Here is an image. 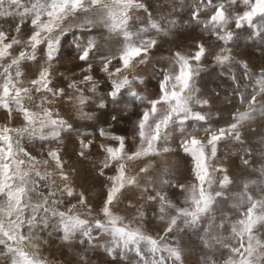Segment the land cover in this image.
Returning a JSON list of instances; mask_svg holds the SVG:
<instances>
[{
	"label": "snow or ice",
	"instance_id": "obj_1",
	"mask_svg": "<svg viewBox=\"0 0 264 264\" xmlns=\"http://www.w3.org/2000/svg\"><path fill=\"white\" fill-rule=\"evenodd\" d=\"M165 5L170 10H153L147 0H0V110L7 120L0 126V264H64L42 254L44 233L68 245L79 237L81 247L103 250L125 264H185V255L197 250L184 247L185 237L199 242V264H264V136L254 146L241 132L257 117L264 120V67L253 72L230 47L257 38L264 45V0ZM245 26L247 36L240 31ZM197 27L216 42L209 46L197 38L185 48L177 38ZM97 29L108 35H94ZM68 36L79 71L65 75L56 64ZM163 43L168 67L153 59ZM213 49L212 64L227 69L235 84L228 102L240 105L220 126L222 113L216 110V119L210 118L213 101L199 83ZM27 64L35 66L31 78ZM142 66H150L151 74ZM153 77L150 97L140 86L147 88ZM65 103L85 123L65 119L58 110ZM122 105L125 115L137 117L131 137L116 130ZM107 111L115 114L104 119ZM17 116L21 124L11 126ZM72 133L78 160L97 150V175L105 178L100 194L74 185L77 169L61 147ZM36 143L40 151L33 154L28 145ZM222 143L240 145V165L258 177L230 176L228 165L218 162ZM171 144L189 158L186 183L183 174L177 179L156 162L176 151ZM130 163L136 164L134 172ZM154 169L158 188L152 184ZM237 183L240 190L232 191ZM176 189L186 195L174 199L170 193ZM132 190H139L143 203L137 207L129 200L136 214L127 218L119 206ZM148 205L156 206L153 218L163 225L155 235L145 228ZM79 264H88L86 255H79Z\"/></svg>",
	"mask_w": 264,
	"mask_h": 264
},
{
	"label": "rangeland",
	"instance_id": "obj_2",
	"mask_svg": "<svg viewBox=\"0 0 264 264\" xmlns=\"http://www.w3.org/2000/svg\"><path fill=\"white\" fill-rule=\"evenodd\" d=\"M147 2L152 6L153 10H156L157 6H164L163 10L168 11L170 7L165 5V0H147ZM139 14V13H138ZM183 19H188V13H182ZM3 21H0L2 23ZM12 23V21H9ZM14 27V24H13ZM231 29L235 28L234 23L230 25ZM178 32H183L184 29L180 28L177 30ZM243 36H247L249 34V29L245 26L244 29L240 30ZM103 34L107 36V32L102 29H97L94 35ZM200 38L206 45H213L215 41V37L205 36L200 29L197 27L196 31L191 33L190 35L186 34L184 36H179L177 39L181 41L185 48H190L195 39ZM72 41V36H68L64 43L63 56L62 59L56 64V69L58 72H64L65 75L69 74V69L71 72H78L79 69L73 67L77 63L76 54L69 47L70 42ZM233 50V55L237 58V60L247 61L249 67L253 70V72H257L261 67H264V54L261 53L260 48L264 47V45L260 44L259 38L255 40H245L241 39L237 45H230ZM216 49H213L211 53H209L208 60L206 62V70L202 73L200 79V87L204 93V96L212 99V115L211 119L215 120V112L216 110H220L222 113V119L219 120L217 126H220L225 123L226 120H230L231 113L237 108L240 107L239 102L233 100L231 104H229V97L232 90L235 88V84L228 77V70L221 69L219 66H215L212 64V55L215 54ZM169 56L168 51V43H163L161 50L154 52L153 59L159 61V64L168 67L169 61L166 57ZM149 74H151L150 66H142ZM24 71L26 72V78H31L35 72V66L32 64H27L24 66ZM242 70L237 66V75L241 74ZM98 79H101L98 75ZM243 82V79L241 77ZM147 88L143 85L140 86V90L143 94L148 96H153L154 91L156 89V80L155 78H149L147 80ZM103 92L104 89L102 88ZM29 103L30 107L34 108V105L31 102ZM72 105L64 104L62 107L58 104V110L60 114L64 116L65 119H68L70 123H76L77 125L85 123L84 121H79L76 118L74 112L71 111ZM35 110V109H34ZM134 112L139 111V108L133 110ZM115 114L111 111L105 112L104 119H110L111 115ZM121 117V121L116 124V130L120 134H125L131 137L132 131L134 128L135 121L137 117L135 115H125L123 111V105L121 106V112L119 113ZM6 114L4 111L0 110V126H3L6 123ZM22 122L21 118L17 116V118L11 122V126H18ZM81 131H92L91 129H81ZM241 132L244 136V139L254 146H258L256 144L259 137L264 136V120L257 117L254 121H251L243 126ZM175 137L178 138L179 133L174 134ZM91 139V136L89 137ZM131 144V140H129ZM56 146V145H53ZM172 148L176 149L173 153L165 154L163 157H156V162L160 166L168 167L173 173L176 174L177 179H181V174L185 177V179H181V183L187 182L188 170L190 168V161L187 156L184 155L182 151H180L178 144H171ZM247 146V144L245 145ZM40 144L36 143L35 145L29 144L28 148L33 152V154H38L40 151ZM62 148L67 149V153L64 155V159L68 161L69 166H74L77 169V172L73 174V182L74 185L78 186V190L83 188H87L88 191L92 194H100L105 183L104 177H99L97 175L98 168L94 164V161L97 157V150L95 148L92 149L93 155L89 156L87 160H78L75 154L73 153V148H78V142L76 140V134L72 133L70 136H65L64 144L61 145ZM235 155H225L226 153H233ZM220 153V161L224 162L229 167V175L238 178V175L241 174L240 178H251L250 175H254V178L258 177V173H252L250 170L244 169L240 165L239 157L242 155L240 152V145L232 144V143H222L219 147ZM102 158V156L100 157ZM235 162V163H234ZM143 166V165H141ZM129 168L132 172L136 170V164L130 163ZM243 173V174H242ZM111 174V173H108ZM152 175V184L153 187L158 188V169H154L151 172ZM239 183L237 186L232 189V191H239ZM170 195L176 200L182 199L186 193L176 189L173 190ZM131 200L134 203H137V207H139L140 203L143 201L140 200V192L139 190H132L130 193L126 194V197L123 199V202L119 206L120 214L126 216L127 218H131V216L136 214V209L128 208V202ZM74 202V201H72ZM227 203L225 202V211L231 212L232 210L227 207ZM155 205L147 206V220L148 223L145 225L146 230L155 235L158 232H162L163 225L161 222L157 221L153 218V211L155 209ZM238 216V214H237ZM207 223V221H205ZM158 224V225H157ZM51 231V230H49ZM224 235L228 234V230L225 229ZM44 238L48 240L47 244H43L41 246V252L43 255L47 256L49 260L55 261H63L64 264H79V255H86L90 260L96 258L98 262L90 263L88 260V264H103L102 261L107 262V264H125L124 261H121L119 257L115 260L109 257L103 250L96 249L91 250L88 249L87 245L83 247L80 246L79 237L72 242L71 245L65 244L62 242L58 235L53 233L50 237L47 233H44ZM183 245L186 248H199V242L193 240H189L188 237L184 238ZM87 249V251H86ZM227 254L226 252L224 253ZM220 253H217L219 256ZM104 256V257H103ZM106 258V260H105ZM94 259V260H96ZM109 259V260H108ZM185 264H199V252L198 250L189 252L185 255Z\"/></svg>",
	"mask_w": 264,
	"mask_h": 264
},
{
	"label": "bare ground",
	"instance_id": "obj_3",
	"mask_svg": "<svg viewBox=\"0 0 264 264\" xmlns=\"http://www.w3.org/2000/svg\"><path fill=\"white\" fill-rule=\"evenodd\" d=\"M234 163H235V162H234ZM242 174H243V173H242ZM241 176H242V175L239 174V175H238V178H240ZM250 177H251V178H254V175H250ZM255 178H256V177H255ZM193 249H194V248H193ZM197 250H198V249H197ZM103 257H104V256H103ZM94 259H96V258H94ZM94 259L90 260V259L88 258V260H89L90 263H94L95 261L98 262V259H96V260H94ZM105 260H106V258H105ZM108 260H109V259H108ZM101 263H103V264H107V262H105V261H102Z\"/></svg>",
	"mask_w": 264,
	"mask_h": 264
},
{
	"label": "crops",
	"instance_id": "obj_4",
	"mask_svg": "<svg viewBox=\"0 0 264 264\" xmlns=\"http://www.w3.org/2000/svg\"><path fill=\"white\" fill-rule=\"evenodd\" d=\"M158 225V224H157Z\"/></svg>",
	"mask_w": 264,
	"mask_h": 264
}]
</instances>
